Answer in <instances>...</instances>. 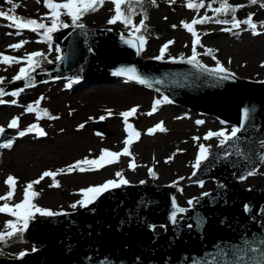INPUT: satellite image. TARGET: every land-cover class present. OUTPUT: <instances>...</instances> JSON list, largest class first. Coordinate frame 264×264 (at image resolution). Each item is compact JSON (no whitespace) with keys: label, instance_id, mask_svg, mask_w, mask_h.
Here are the masks:
<instances>
[{"label":"water","instance_id":"water-1","mask_svg":"<svg viewBox=\"0 0 264 264\" xmlns=\"http://www.w3.org/2000/svg\"><path fill=\"white\" fill-rule=\"evenodd\" d=\"M128 40L136 38L89 26L62 29L53 41L63 59L32 73L35 85L56 78H119L237 127L243 110L250 109L232 154L225 158L232 142L213 150L192 175L195 181L213 179L216 190L199 197L198 203L194 200V206L178 214L183 217L173 224L176 185H144L149 182L141 179L110 189L82 210L32 221L25 238L40 249L16 259L0 258V264H264V188L240 186L242 176L264 166V80L241 79L230 72L228 79H220L201 61L197 63L202 67L187 63L192 55L168 61L142 59L141 50ZM122 67L135 68L151 87L114 75ZM0 87L6 93L27 88L23 80ZM102 126L98 121L94 129L108 135ZM8 139L12 138L4 133L0 144ZM152 226L165 232L156 235ZM238 250L243 260L238 259Z\"/></svg>","mask_w":264,"mask_h":264},{"label":"rangeland","instance_id":"rangeland-1","mask_svg":"<svg viewBox=\"0 0 264 264\" xmlns=\"http://www.w3.org/2000/svg\"><path fill=\"white\" fill-rule=\"evenodd\" d=\"M156 1L159 7L152 13L149 22L165 29L167 36L163 39H146L141 57L160 56L161 48L169 41L174 43L169 44L165 50L166 57L192 55L194 37L183 27L182 22L191 23L193 19L202 18L204 10L194 11L186 6V2L194 0H175L174 3L171 0ZM4 2L5 0H0V3ZM13 2L21 5L17 11L19 9L18 13L22 12L25 18L32 19L47 12L43 0L40 3H37V0ZM228 2L234 7L243 5L237 9L236 18L243 21L251 15L252 22L257 25L255 31L260 34L254 35L253 30L246 24H241L239 28L230 31L222 30L231 28V23H216L215 20L231 21L230 12L224 17H214L209 22L194 26L200 39L196 46L197 57L207 66H222L240 78L264 80V27L261 26V22H264V7L260 2L250 4L249 0ZM113 15L114 5L109 2L99 11L85 15L80 23L93 28H108L116 34H125L122 33V22L108 23ZM61 17L65 18V15ZM136 20L134 19V22ZM41 39L40 35L27 29L17 34V30L9 26L8 20L0 18V53L8 52L10 56L21 58L33 51H40L46 54L47 60L55 61L57 46L51 41L38 42ZM22 40L28 43L20 49L9 47ZM208 49H212L213 52L207 54ZM25 66L24 62L9 64L0 62V78L8 83L18 74L19 69ZM161 98L149 89L127 84L115 78L84 79L73 83L61 79L51 80L24 89L17 96L8 94L2 97L6 103L0 104V126L8 130L7 134L15 137V143L10 148L0 147V196L10 191L5 183L9 176L17 180L15 196L10 202L15 204L22 201L25 185L37 180L45 171L67 169V166L85 157L97 158L102 149L121 152L128 132L125 131V123L120 113L136 107L137 113L128 119V123L140 133L139 138L135 139L130 147L135 164L138 165L135 170L129 168L132 157L121 156L118 163L108 165L99 171L59 174L55 177L59 187L50 186L53 184V178L45 177L39 184L34 185V190L40 193L34 203L56 213L80 209L83 206H80L78 201L84 198L83 189L103 184L108 180H118L116 173L122 172L129 183L146 179L149 183L157 185H176L179 189L175 191L176 201L184 208L189 207L190 199L215 189V182L212 180L205 181L203 187L196 182L185 183L190 180V175L194 171L193 165L199 152L197 144H203L210 150L220 144V138L205 140V135L209 131L224 129L230 131L232 127L164 102ZM158 99L161 100V104L157 111L148 115ZM28 105H33L37 111H26ZM108 109L112 110L111 116H108ZM43 110H47L49 115L44 116ZM101 116L107 117L103 120V128L109 131L108 136H102L93 130L94 122ZM15 117H19V127L8 128V123ZM200 117L204 118L203 123H197ZM160 122H163V127L167 130L164 132L157 130L149 135L148 130ZM81 124H84L83 128L79 127ZM31 125H38L46 135L41 137L34 130L23 137L18 136L19 131H24ZM193 137L200 139L194 140ZM169 157L173 158L168 160ZM166 160L168 162H165ZM19 161H25L28 167L20 168ZM149 169L155 172V177L149 174ZM254 172V175L241 181L242 187L260 189L264 186V167ZM181 177L183 179H180ZM2 203L3 201H0V204ZM74 203L77 204L76 208L71 207ZM41 217L44 216L39 214L34 216ZM11 218L10 215L0 214V232L5 231V224ZM157 232L162 231L157 229ZM32 249L28 243H17L3 251L14 257L19 252Z\"/></svg>","mask_w":264,"mask_h":264},{"label":"snow or ice","instance_id":"snow-or-ice-1","mask_svg":"<svg viewBox=\"0 0 264 264\" xmlns=\"http://www.w3.org/2000/svg\"><path fill=\"white\" fill-rule=\"evenodd\" d=\"M5 2L11 7L7 10H0V18H4L11 22L9 24L10 27H15L17 29V34H20L23 30L28 29L32 32L37 33L42 37L41 41L38 42H50L52 40V34L59 31L61 28H68L70 25L66 22H64L61 19L62 15H67L71 20V26H74L76 28L83 29L85 25L83 23H80L82 18L89 14L94 13L100 10L101 7H103L106 3H112L114 5V15L111 16V18L108 20L109 24H115L116 22L120 21L124 23L125 27L131 26L133 31L136 33H139L144 27V20L142 19L139 24H136L132 19V4L137 3L139 4L141 0H64V2L56 3L54 0H43V4L46 8L50 10V15L46 14L45 16L41 17L39 20L37 19H30V18H24V17H18L15 12L18 7L21 5L19 3H14L13 0H5ZM41 0H37V3H40ZM156 0H152V3L155 4ZM171 2H175V0H171ZM258 2L261 3V6L264 7V0H249L250 4H257ZM187 7L190 9H196L198 10L201 7H204L203 0L199 4H193L189 2L187 4ZM210 7V5H209ZM239 7H243V5L240 6H231L227 3V0H220V7H217L214 9L216 13H224L228 14L231 13V21L227 20H215L216 23H223L228 24L231 23V28L222 29L224 31H230L231 29L239 28L241 24L248 25L249 28L253 30L254 35H258L260 33L256 32L255 29L257 25L252 22V16L249 15V17L246 20H238L236 18V11ZM64 10V11H61ZM12 13V14H10ZM146 19V16H145ZM213 18L204 16L200 19H193L191 23H184L183 27L187 29L188 32L192 34L194 37L193 40V54L190 59L187 60V63L189 64H195L197 67H202V65H199L197 63V52H196V46L200 43L199 35L194 30L193 25L197 24H203L206 22H209ZM50 20V26L49 24H46L44 21ZM261 26L264 27V22H261ZM175 28L176 26L173 25ZM43 30V31H41ZM28 43V41H20L17 44L9 45L12 49H20L24 44ZM126 43L133 45L136 47L137 51L139 52L141 49H143L145 40L142 36H137L136 41L128 40ZM174 43V41H169L167 44H165L161 50H160V56L156 57V59H162L164 57L165 50L168 48L169 44ZM51 51V46L50 49ZM57 52L60 51V49L57 47ZM213 52L212 49L207 50V54H211ZM63 57L57 55L56 60L61 61ZM0 62L9 64L11 63H21L24 62L26 64L25 67H21L19 69V72L17 75L13 77V82L15 81H25V87H33L35 86V79L32 76V73H34L37 68L41 66L43 62L52 63L51 60H47V56L45 53L40 51H33L31 53H28L25 57L17 58L13 56L4 55L3 53H0ZM231 62V61H229ZM215 74H218V78L220 79H228L229 73H227L226 69L222 66H217L215 69H210ZM114 75L117 76H124L128 80L136 81L140 84L147 85L151 87L150 82L148 79L140 75L135 68H120L117 70ZM4 83V79L0 78V84ZM70 86V85H69ZM24 91V88L17 89L16 91L12 93H6L5 90L0 87V97H3L6 94H10L12 96H17L21 92ZM43 99V98H41ZM164 101L171 103V101L168 99V97L163 98ZM6 103L5 100L0 99V104ZM12 103H15V101H12ZM37 104L39 101L36 102ZM161 104V100H156L153 104L152 110L147 113L148 115H152L155 113L158 109V106ZM26 111L33 112L37 111V109L34 108L33 105H28ZM138 109L136 107H133L132 109L128 111H124L120 113V116L123 118L125 123V131L128 132V137L124 140L125 147L122 149L121 152H114L109 149H102L101 154L97 158L89 159L88 157H85L82 160H78L75 163L67 166V169H58L55 172L53 171H45L41 174V176L35 180L27 183L24 187L23 191V199L19 203L12 204L10 203L15 196V185L17 183V180L13 176L7 177L5 183L9 186L10 191H8L4 196H0V201H3L2 204H0V214H7L12 217H14V220H9L5 224V231L0 232V242L7 243L8 240L6 238H12L17 237L20 238L22 236V233L27 230L29 221L34 218L36 214H39L41 216H55L59 215L60 213L53 212L49 209H45L42 207L37 206L33 201L40 195L39 192L34 190V185L39 184L41 180H43L45 177H52L53 178V184L50 186L59 187V182L55 180V177L59 174H70L74 171H79L81 173L83 172H89V171H99L100 169L119 162V158L121 156H129L132 157V153L130 151V147L135 139H138L140 136V133L136 131L131 124L128 123V118L136 114ZM108 116H111L112 110H107ZM43 115L48 116L47 110H43ZM250 117V109L245 108L242 113V121L240 126H233L230 131L228 129L220 130V131H209L204 139L208 140L213 137L220 138V146L223 147L227 145L229 142H232V146L229 149L225 150L226 156L232 154V148H236L238 142L240 141V133L244 129V123L245 121ZM38 118H41L38 116ZM51 119H56L58 117H49ZM106 116H101L99 119L104 120L106 119ZM91 119V118H90ZM197 123H203V121H198ZM10 129H17L19 127V117L13 118L7 125ZM80 128L84 127V124L79 125ZM36 130L37 134L39 136H45L46 133L39 129L38 125H31L24 131H19L18 136L23 137L29 132H33ZM157 130L164 132L167 129L163 127V122H160L157 124L154 128H151L148 130V134L152 135ZM5 128L0 126V136H3L5 133ZM194 140H199V137H193ZM13 139H8L5 143L0 144V147L3 148H10L13 144ZM210 155L209 147H206L205 145L201 144L199 145V152L196 157L195 163L193 165L194 171L192 173L193 176L197 174V170L201 168V165L204 161L208 160ZM173 157H169L168 160H171ZM262 160H264V157H261ZM166 160L165 162H168ZM138 167V165L135 164V159L132 157V159L129 162V168L132 170H135V168ZM149 174L155 177V172L152 169H149ZM254 171H248L244 176L241 177V179H246L248 176L254 175ZM116 176L119 178L118 180H108L103 184L96 185V186H90L82 190L83 193V199L78 201V204L83 207H87L89 204L94 203L103 193L109 191L110 189H115L120 187L121 185H126L129 183L127 179L123 177L122 172H117ZM180 179H183L181 177ZM143 183V182H142ZM201 187H203L204 182L199 181L198 182ZM175 186V185H174ZM180 191H183V189H180ZM209 193H203L202 196H208ZM195 202H199V198H194ZM194 200H189L188 204L190 207L194 206ZM172 205L174 211L171 213L170 220L173 224H177V215L178 214H184L188 211V209H185L183 207H179L177 205V201L175 197L172 199ZM72 208H76L77 204L74 203L71 205ZM248 206H245V211H248ZM199 223V221H198ZM153 229L155 226H152ZM189 228L192 227L191 224L188 225ZM249 251H255V249H248ZM25 253H20V256L23 257ZM236 255L238 259L243 260V255L238 250L236 252Z\"/></svg>","mask_w":264,"mask_h":264},{"label":"trees","instance_id":"trees-1","mask_svg":"<svg viewBox=\"0 0 264 264\" xmlns=\"http://www.w3.org/2000/svg\"><path fill=\"white\" fill-rule=\"evenodd\" d=\"M219 2L220 0H203V3L212 4V5H216ZM10 7L11 5L7 4L6 2L0 4V10L7 11ZM131 7H132V19H135L136 17L140 16L144 20L145 27L138 34L145 36L147 38H154V39L163 38L167 34L166 30L164 31L157 25L148 24L149 15L158 7V5L156 6V3L153 4L152 0H141L139 4L133 3ZM209 8H213V6H210ZM17 12H19V9L18 11L15 12V14L18 16ZM68 19L70 20V18ZM44 22L50 25V21H44ZM45 63L47 62H43L42 64Z\"/></svg>","mask_w":264,"mask_h":264},{"label":"bare ground","instance_id":"bare-ground-1","mask_svg":"<svg viewBox=\"0 0 264 264\" xmlns=\"http://www.w3.org/2000/svg\"><path fill=\"white\" fill-rule=\"evenodd\" d=\"M18 164H19L20 168H22V169H26L28 167V164L25 161L24 162L23 161H19ZM177 204H178V206L182 207V205L179 204L178 201H177ZM181 216L183 217V215H181Z\"/></svg>","mask_w":264,"mask_h":264}]
</instances>
